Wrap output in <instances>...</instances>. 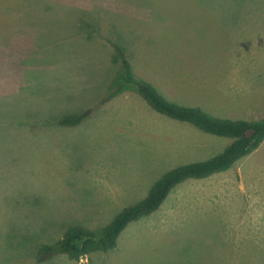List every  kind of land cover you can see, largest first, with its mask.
Masks as SVG:
<instances>
[{
  "label": "rangeland",
  "instance_id": "1",
  "mask_svg": "<svg viewBox=\"0 0 264 264\" xmlns=\"http://www.w3.org/2000/svg\"><path fill=\"white\" fill-rule=\"evenodd\" d=\"M94 6V8L91 6ZM0 0V264H259L264 142L230 170L173 190L108 253L40 249L99 230L171 169L230 140L156 113L136 93L102 102L124 47L167 100L264 117V0ZM89 111L76 127L59 120Z\"/></svg>",
  "mask_w": 264,
  "mask_h": 264
},
{
  "label": "trees",
  "instance_id": "2",
  "mask_svg": "<svg viewBox=\"0 0 264 264\" xmlns=\"http://www.w3.org/2000/svg\"><path fill=\"white\" fill-rule=\"evenodd\" d=\"M113 50V60L119 66L102 102L126 92H134L156 113L188 123L208 135L229 139L230 142L216 156L177 166L163 174L143 200L123 208L105 227L96 231L78 225L69 227L59 240L40 249L41 261L63 254L78 262L92 253H108L114 250L123 231L133 222L159 211L175 188L186 181H199L230 170L258 150L264 142V117L254 121L234 120L215 116L199 106H184L171 102L150 83L136 77L123 46L115 44ZM88 116V110L68 114L59 120V124L64 127H76ZM260 261L259 264H264V259Z\"/></svg>",
  "mask_w": 264,
  "mask_h": 264
},
{
  "label": "crops",
  "instance_id": "3",
  "mask_svg": "<svg viewBox=\"0 0 264 264\" xmlns=\"http://www.w3.org/2000/svg\"><path fill=\"white\" fill-rule=\"evenodd\" d=\"M89 2H90V0H82V11H88V10H91L92 9V7L94 8V6L92 5L91 7H89V8H91V9H86V7H83V6H86V5H88L89 4ZM263 145V144H262ZM261 145V146H262ZM260 146V147H261Z\"/></svg>",
  "mask_w": 264,
  "mask_h": 264
}]
</instances>
